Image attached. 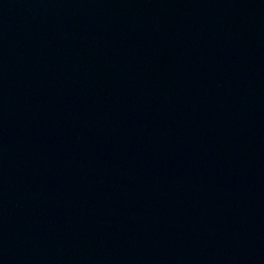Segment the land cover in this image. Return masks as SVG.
<instances>
[{"label":"water","instance_id":"1","mask_svg":"<svg viewBox=\"0 0 264 264\" xmlns=\"http://www.w3.org/2000/svg\"><path fill=\"white\" fill-rule=\"evenodd\" d=\"M0 264H264V0H0Z\"/></svg>","mask_w":264,"mask_h":264}]
</instances>
